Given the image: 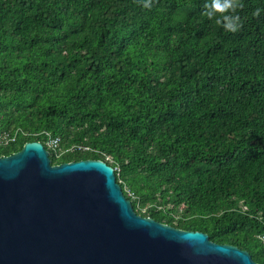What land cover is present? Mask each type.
<instances>
[{
	"label": "trees",
	"instance_id": "trees-1",
	"mask_svg": "<svg viewBox=\"0 0 264 264\" xmlns=\"http://www.w3.org/2000/svg\"><path fill=\"white\" fill-rule=\"evenodd\" d=\"M2 131L264 264V0H0Z\"/></svg>",
	"mask_w": 264,
	"mask_h": 264
},
{
	"label": "water",
	"instance_id": "water-1",
	"mask_svg": "<svg viewBox=\"0 0 264 264\" xmlns=\"http://www.w3.org/2000/svg\"><path fill=\"white\" fill-rule=\"evenodd\" d=\"M0 264H260L137 214L100 159L51 163L41 141L0 156Z\"/></svg>",
	"mask_w": 264,
	"mask_h": 264
},
{
	"label": "built area",
	"instance_id": "built-area-1",
	"mask_svg": "<svg viewBox=\"0 0 264 264\" xmlns=\"http://www.w3.org/2000/svg\"><path fill=\"white\" fill-rule=\"evenodd\" d=\"M17 139V132H13L10 133V131H2L0 132V146L3 145H8L10 143L15 142ZM46 148L49 150H52L55 155L58 157L59 155H61L62 152H64V150H62V148L60 147V139L59 137H52L50 135H48V138L46 140L45 143ZM69 151L73 152L75 150L77 151H85L88 150V147H85L83 145H74L71 146L69 149ZM130 194V193H129ZM263 242H264V238Z\"/></svg>",
	"mask_w": 264,
	"mask_h": 264
}]
</instances>
